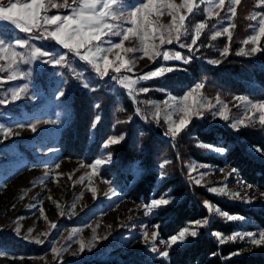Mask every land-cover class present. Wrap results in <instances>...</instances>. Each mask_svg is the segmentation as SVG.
Segmentation results:
<instances>
[{
	"label": "rangeland",
	"instance_id": "1",
	"mask_svg": "<svg viewBox=\"0 0 264 264\" xmlns=\"http://www.w3.org/2000/svg\"><path fill=\"white\" fill-rule=\"evenodd\" d=\"M255 1L256 8L249 14L251 20L249 33L242 40L239 54L241 49L247 51L252 47L251 43L245 45L244 41L254 34L253 26H258L259 17L264 13V5L260 3V0ZM0 2L7 4L9 0H0ZM19 2L23 3L24 0H19ZM53 2L62 3L63 0H53ZM134 2L135 0H123V5H118L117 7L119 10L127 12L130 11L128 6ZM174 2L182 4L183 0H174ZM212 2L214 0H204L203 3L197 0L199 6L191 15H187L186 8H181L180 13L187 15L188 34L182 38L180 43L174 42L164 45L161 51H180L185 57L191 56V60L198 59L211 66H217L211 64V60L222 61L225 59L228 55L225 57L221 53L225 47L230 48L226 36H220L215 39H213V36L215 32L222 31L229 24H235L236 15L231 16L228 12L227 9L230 3L229 0H226L224 10L213 9L214 13L219 12L220 15H213L209 18L208 8ZM45 3L47 5L48 0H45ZM69 3H71V0H69ZM57 14H70V10L66 8H50L47 12V15ZM253 16H256L257 19H252L251 17ZM189 18L192 20V25L190 26L188 24ZM158 21L160 24L168 25L171 22V16L165 12L164 15L158 18ZM204 21H207L208 27L202 30L199 39L203 33H207L209 40H214L215 45L217 40H227V43L219 49V56L202 59L199 54L197 55V51L201 49V46H194L191 49L181 46L191 42L194 26ZM116 23L121 24V29L116 31H121L123 28L130 26L124 20ZM234 29L231 30L232 36ZM41 34L34 31L29 35L6 26H0V38L7 42H11L15 38H27L31 45L40 47L50 54L56 56L66 55V63L63 65L44 63L43 60H47L48 57L35 62L21 63L18 66V73H26L25 76L6 83H0V99H10L11 91L24 84H27L29 89L28 94L22 96L20 100L0 105V264H93L97 260H117L127 264H171L172 253L185 247L196 238L189 239L183 244L174 245L169 250V257L163 259L150 251L151 243L145 244L142 233L147 230L149 235H151L153 231H156L157 229L154 226H159V223L154 222V217L159 214L162 208L182 201L183 196L173 195L171 190H168L159 198L170 197L172 202L167 206L154 210L150 215L146 214L143 205L148 203H137L128 198L124 190H121L122 187L118 182L114 181V178H106L102 175V172L115 161L114 153L109 148L105 149L102 146L93 161H87L84 155L79 157L66 156L64 146L67 143V138L64 134L75 117L73 99L77 91L84 90L88 92L94 101L97 102V105L101 107L97 116L99 119L96 118L91 128L89 142L85 148V151L88 152L87 147L92 144L91 142L96 137L97 124L103 118L106 107L104 95L99 92L100 90L103 89V91L113 97L111 104L114 125L109 137L121 134L126 137V132L118 130L120 122L130 121L136 115H139L144 120H146L145 116L148 119H152L155 105L163 106L164 101L171 103L170 98L181 99L189 91L196 89L198 84L204 85V82L196 80L194 85L185 88L181 81V76L185 74L183 65L189 62L185 63L183 60L164 61L161 58L150 59L143 56L140 51L121 52V55H126L134 61L131 72L122 71V73L115 74L110 69L109 76L102 77L95 72L90 64L77 57L74 53L68 52V50L53 40L37 38ZM120 40V36L109 34L102 39L99 46L103 49H108L115 43L120 42ZM124 43L125 47L135 48L138 46V41L134 38ZM155 43H159L158 39ZM214 49H216V46ZM17 51H27V49L18 48ZM117 51L119 50L113 49L107 55L110 59H115ZM257 55L258 53L251 56H243L254 58ZM4 63L3 60H0V65ZM159 67H174L175 70L166 73L162 77L140 80L135 85L137 91L131 96L119 83L118 79L112 78L115 75L117 77L129 76L135 79ZM8 74L0 73V76H7ZM168 77L169 80H164L161 84L155 82V80L168 79ZM85 83L88 87L83 86ZM140 88H148L149 91L140 92L138 91ZM58 89L64 90L65 95L63 97L57 98ZM193 95L205 105L210 102L213 107L211 109L202 107L200 109L202 115L194 116L190 124L194 120H198L200 123H207L208 127L214 124L225 126L236 135L242 130L262 131L264 135V127L259 124L258 119L253 126L242 127L239 131L232 129L230 126L245 111L244 106L237 107V105H240V101L236 97L242 96L252 102L264 101V99H254L244 95L225 98L218 94H208L204 91V88L193 91ZM33 96L35 97L34 99ZM217 100H219V103ZM126 101L132 102L134 107L132 112H130L132 107L125 105ZM225 104L230 109L229 115L231 119L228 121L223 120L218 115L219 110ZM249 114L251 115V113ZM57 115H59L60 123H42L38 126L36 133H33L26 126L27 123H31L36 119H57ZM180 115L182 113H176L173 118L178 121ZM19 124H25V127H19ZM8 127H11L16 134L5 139L2 129ZM198 144L199 146L211 145L201 142ZM211 146L213 148L217 147ZM201 148H203L204 153L220 157L225 156L227 152L226 150L223 153H218L210 148ZM254 148L263 149L260 146L248 144L246 150L251 156L264 162V151H254ZM109 155H111V162L99 166L97 168L98 175H89L92 171L90 165L97 159H106ZM193 167L195 171H193ZM186 168L188 171L187 179L191 180L190 182L193 185L203 188L215 197L214 200H205L213 208L219 207L220 210L230 215L244 218L242 220L228 221L213 212L211 216L208 215V217L199 220L203 222V220L208 219L210 222L207 226L196 229L198 236L201 234L202 228L212 235L215 231H219L224 237L234 233L264 229V227L257 225L253 219L241 214L229 213L220 205L219 201L228 204H238L243 207H258L264 203V197L260 195L264 192L243 181L236 170L235 172L232 171L233 167L228 165L217 166L192 158L186 163ZM201 173H204L202 179ZM229 173L232 174L229 175ZM163 174L160 180L167 178V173L163 172ZM141 175V164L138 163L136 165V179ZM196 179H201V184H196ZM247 185H251V187H247ZM224 186L231 192H239L241 197L253 198L252 202L248 203L244 199H232L230 196L217 195L208 191L210 187ZM90 188L97 190L95 196ZM112 191L116 194L113 195ZM214 221L220 226L231 223L234 226L233 230L231 232H224L220 229L211 230L210 225ZM193 222L195 221L188 222L184 227L193 224ZM52 224L56 226L52 227ZM44 233H47V235H43ZM94 237L107 238L94 241ZM214 237L218 241V238ZM168 238L162 237L159 231L156 244L161 250H164L165 246L160 241ZM81 239L87 244L95 242L96 247L90 250L86 248L84 252H80L79 242ZM225 244L236 246V250L226 258H223L224 261L228 258L233 259L249 254L264 255V246L253 247L244 240L238 239L236 242H225L221 245ZM28 248L30 252L35 251V253L27 252ZM53 248H63L64 250L60 256H57L53 253ZM237 250L242 251L238 255H233Z\"/></svg>",
	"mask_w": 264,
	"mask_h": 264
},
{
	"label": "trees",
	"instance_id": "2",
	"mask_svg": "<svg viewBox=\"0 0 264 264\" xmlns=\"http://www.w3.org/2000/svg\"><path fill=\"white\" fill-rule=\"evenodd\" d=\"M256 8L255 0H241L237 7L235 29L230 45V54L217 66H211L201 60L193 59L183 65L185 74L181 81L185 88L195 84L196 80L204 82V91L208 94H218L225 98L236 95L249 96L254 99H264V51L254 58L239 54L242 40L248 35L251 20L249 14ZM192 25L191 18L188 19ZM209 40V35L203 33L196 43L201 46L197 51L202 59L219 56V49L227 40ZM264 49V38L259 43ZM216 46V49L214 47ZM170 77V75H169ZM155 80L161 84L164 80ZM106 104L103 118L98 122L96 137L92 144L89 142L90 131L99 114L100 106L88 92L77 91L73 99L75 117L64 136L67 143L64 146L66 156L79 157L84 155L87 161H93L104 141L110 136L114 125L112 115V95L100 90ZM127 107H132L131 101H126ZM126 114V113H125ZM118 130L127 133L125 139L111 146L115 161L106 168L102 175L114 178L122 187L126 196L137 203H149L159 198L166 191L176 196H183L182 201L162 208L154 217L159 223L162 237L167 238L177 234L188 222L204 219L209 212L203 204L206 199L214 200L206 190L193 185L188 179L186 163L190 159L208 162L217 166L233 167L239 177L248 184L264 192V162L251 156L247 145H257L264 149V135L262 131L242 130L238 135L225 126L214 124L208 127L205 122L194 120L187 129L176 138L165 135L166 124L161 121L157 124L152 119L144 120L139 115L130 121L120 122ZM211 144L227 150L225 156L204 153L198 143ZM167 161L163 168L160 165ZM141 164L142 175L136 179V165ZM167 173V178L161 179V174ZM161 181V182H159ZM219 201V200H218ZM222 208L232 214H241L253 219L257 225L264 227V203L258 207H243L238 204H228L219 201ZM231 223L218 225L213 222L211 230L220 229L224 232L233 230ZM236 250V246L221 245L215 237L201 229V234L172 253L171 264H264V255L249 254L233 259H226ZM29 253H35V251ZM93 264H127L117 260H97Z\"/></svg>",
	"mask_w": 264,
	"mask_h": 264
},
{
	"label": "snow or ice",
	"instance_id": "3",
	"mask_svg": "<svg viewBox=\"0 0 264 264\" xmlns=\"http://www.w3.org/2000/svg\"><path fill=\"white\" fill-rule=\"evenodd\" d=\"M204 0H200L203 3ZM226 0H214L208 8V15L211 18L213 15L219 16V12H213V9L219 8L224 10ZM230 6L228 7V12L231 16L236 15L237 6L241 3V0H229ZM260 3L264 5V0H260ZM118 5H123V0H63L62 3H54L53 0H48L46 5L45 0H24L20 3L19 0H9L7 4L0 2V26H6L8 28L18 30L20 32L28 33L31 35L34 31L42 33L37 38L44 39L48 38L62 46L64 49L68 50L70 53H74L77 57L83 59L86 63L90 64L97 74L100 76H109V70L112 73L119 74L122 71H132L134 66V61L127 57L126 55H121L123 53H130L134 51L142 52L143 56L150 59L161 58L164 61L169 60H183L185 63L190 62L191 56L185 57L180 51H169L163 50L164 45L172 43H180L182 38L188 34V27L186 25L187 15L194 13V10L199 6L197 0H183L182 4H176L174 0H135L132 5H129L130 11H121L118 9ZM50 8H66L70 10V14L66 15H47ZM186 8L187 15L181 14L180 9ZM167 12L171 16V22L168 25L160 24L158 18ZM43 13V14H42ZM252 19H257L256 16L251 17ZM124 20L130 26L123 28L121 31H116L121 29V24L116 23L117 21ZM51 26V27H50ZM235 24H229L224 27L222 31L215 32L213 39L226 36L228 42L232 40V29L235 28ZM208 27L207 21L199 22L194 26V34L191 42L187 45H181L182 47H188L191 49L197 43L202 30ZM254 27V34L244 41L247 45L251 43L252 47L245 51L241 49L240 54L251 56L264 49L259 47V41L264 38V13L259 17L258 26ZM109 34L118 35L121 37L120 42L115 43L112 47L108 49H103L99 46L102 39ZM136 39L138 41V46L135 48L125 47V41H130L131 39ZM158 39L159 43H155ZM27 49V51H17V49ZM113 49L119 51L116 52L115 59H110L107 53H111ZM102 54V55H98ZM230 54L229 47H225L222 56H227ZM48 57L47 60L43 58ZM0 60L5 63L0 65V73H9L7 76H0V83H6L7 81L16 80L17 78H22L26 73H18V66L21 63L35 62L38 60H43L44 63H50L53 65H63L66 63V55L62 54L56 56L50 54L48 51L42 50L40 47L31 45L29 39L27 38H15L11 42H7L0 38ZM211 64L219 65L222 63L221 60H211ZM174 67H159L154 71L147 72L135 79L129 76H115L113 79H118L119 83L128 91V94L133 95L137 89L135 85L140 80H148L152 78H158L164 76L168 72L174 71ZM84 87H88L85 83ZM203 84H198L196 91L202 89ZM28 85L24 84L12 90L10 93V99H0V105H5L10 102L18 101L22 96L28 94ZM140 92L149 91L148 88L138 89ZM193 91H189L181 99L170 98L169 101H164L163 106L155 105L154 111L152 113V119L157 124L161 121L165 122L167 125V132L165 135L176 138L184 130L187 129L192 118L194 116H201L202 112L200 109L202 107H207L211 109L213 105L209 102L206 105L202 103L200 99H197L193 95ZM65 95L64 90L58 89L57 98L63 97ZM35 97L33 96V99ZM240 101V105L237 107L244 106L245 111L243 115L236 118L234 122L231 123V128L239 131L242 127L253 126L258 119L259 124L264 127V101L252 102L247 100L245 97H236ZM190 101V102H189ZM219 103V100H217ZM139 111V110H138ZM230 109L227 104L224 105L218 112V115L225 121L231 119L229 115ZM176 113H182L179 120L173 118ZM251 113V115L249 114ZM258 114V116H257ZM146 120L147 116L144 117ZM99 119V118H97ZM59 115L57 119L54 120H40L36 119L31 123H27V127L33 133L38 131V126L40 124H58L60 123ZM19 127H25V124H19ZM3 136L5 139L15 135L11 127L2 129ZM125 139V135L121 134L119 136H111L103 143L105 149L110 148L113 145L121 143ZM201 147L210 148L218 153H223L226 151L223 147L213 148L211 145H200ZM51 150V149H50ZM254 151H264V149L254 148ZM111 162V155L106 159H97L91 167V173L89 175H98L97 168ZM168 162L165 161L160 165L161 168L164 167ZM59 167V165H57ZM193 171L195 168L193 167ZM235 172V169L232 170ZM232 173H229L231 175ZM164 175L163 173L161 174ZM204 173H201V179ZM83 179V178H81ZM201 179H196V184H201ZM251 187V185H247ZM93 195H96L97 190L95 188H90ZM208 191L217 194L230 196L232 199H244L246 202L251 203V197H241L239 192H231L224 187H210ZM112 194L116 193L112 191ZM107 195V193H105ZM264 197V193L260 194ZM172 202L169 198H156L152 199L148 204L143 205L145 213L150 215L154 210L159 209L162 206H167ZM204 205L209 212V215L213 212L219 216L225 218L228 221L242 220L241 216L230 215L219 209V207L213 208L208 201H204ZM59 206V205H58ZM62 214V213H61ZM209 220L205 219L203 222L197 220L193 224L184 227L179 231L178 234L170 236L166 240H161L160 243L165 246L164 250H161L156 241L159 237V226H154L157 230L153 231L151 235L145 230L142 233V238L145 244L151 243L150 251L157 254L163 259L169 257V250L178 244L186 243L189 239L197 238L198 227L207 226ZM52 224V227H55ZM146 227V226H145ZM43 235H47L44 233ZM214 236L218 238L220 244L225 242H236L239 240H244L248 245L253 247L264 246V229L259 231H248L244 233H234L229 236H222L219 231L213 233ZM107 237H94V241L98 239H106ZM43 242V241H38ZM96 247L95 242L87 244L84 240L79 242V251L84 252L87 249ZM64 249L53 248L52 251L57 256H60ZM242 250H237L233 255L240 254Z\"/></svg>",
	"mask_w": 264,
	"mask_h": 264
}]
</instances>
